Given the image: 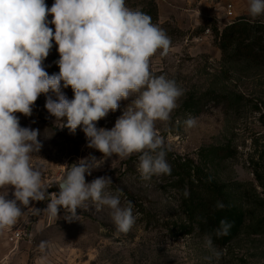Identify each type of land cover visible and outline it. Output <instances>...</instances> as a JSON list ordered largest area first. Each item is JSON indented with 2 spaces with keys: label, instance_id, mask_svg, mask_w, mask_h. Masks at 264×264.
<instances>
[{
  "label": "rangeland",
  "instance_id": "obj_1",
  "mask_svg": "<svg viewBox=\"0 0 264 264\" xmlns=\"http://www.w3.org/2000/svg\"><path fill=\"white\" fill-rule=\"evenodd\" d=\"M149 1L125 0V4L134 10H149ZM45 3L51 7L54 0ZM242 17L252 18L249 14ZM208 20L182 29L159 15L152 20L172 44L166 56L158 50L151 57L150 71L174 79L184 90L170 119L156 121L166 142L170 175L144 181L138 171V154L126 159L104 158L87 146L81 128L75 133L59 128L62 122L45 108L47 96L57 99L51 91L38 97L31 116L16 113L22 127L39 130L42 147L31 155L30 163L42 170L44 183L53 185L49 193L59 191L55 184L72 164L94 156L103 161L91 175L85 174L86 182L110 177L112 184L106 191L116 194L121 190V206L131 201L136 221L127 234L117 235L106 206L97 210L88 202L86 208L77 210L79 220L69 222L63 208L58 217H50L43 211L47 200L31 201L29 207L41 212L29 213L0 236V264H38L41 255H46V264H264L260 222L264 218V64L223 57L213 26L222 29L226 25L214 18L206 28ZM52 43L43 61L49 75L59 73L55 63L59 53ZM61 91L70 100L74 97L71 87L62 86ZM134 99L121 100L119 108L99 120L97 127L113 128ZM190 116L197 119V125L187 129L184 121ZM196 174L219 185L229 204L244 214L245 227L236 237L224 245L213 241L216 249L226 250L219 261L206 259L211 252L198 224L200 214L191 213L190 201L184 196ZM12 191L9 188L8 199L13 198ZM17 230L22 233L13 240ZM41 241L52 245L45 254L38 249Z\"/></svg>",
  "mask_w": 264,
  "mask_h": 264
},
{
  "label": "clouds",
  "instance_id": "obj_2",
  "mask_svg": "<svg viewBox=\"0 0 264 264\" xmlns=\"http://www.w3.org/2000/svg\"><path fill=\"white\" fill-rule=\"evenodd\" d=\"M248 13L252 18L264 15V0H248ZM53 41L59 53L55 62L59 73L49 75L43 61ZM171 44L148 14L127 7L125 0H54L51 7L45 0H0V231L29 213L39 214L41 210L29 207L30 202L45 200L44 212L58 217L63 208L69 222L79 220L77 210L86 208L88 202L97 210L106 206L117 235L131 230L136 221L134 205L129 201L121 206V190L116 194L106 191L111 178L86 182L85 174L91 175L103 159H80L55 184L59 191L48 192L53 185L44 183L42 170L30 163L31 155L42 147L39 130L22 127L16 113L31 116L38 97L51 91L57 99L47 96L45 108L62 122L59 128L72 133L81 128L87 146L104 158L138 154V171L144 181L170 175L166 142L156 121L170 119L184 90L174 79L153 74L150 59L158 50L166 56ZM62 86L71 87V100ZM130 96L135 99L113 128L97 127L99 120ZM184 125L194 128L197 119L190 116ZM9 188L13 189L11 199L7 198ZM184 196H189L187 189ZM216 207L225 205L218 201ZM230 228L227 220H221L215 235L225 236ZM204 242L211 252L206 259L219 261L226 250L216 249L211 235H205ZM51 247L49 241L38 245L42 254ZM46 259L41 255L38 264H46Z\"/></svg>",
  "mask_w": 264,
  "mask_h": 264
},
{
  "label": "trees",
  "instance_id": "obj_3",
  "mask_svg": "<svg viewBox=\"0 0 264 264\" xmlns=\"http://www.w3.org/2000/svg\"><path fill=\"white\" fill-rule=\"evenodd\" d=\"M150 9L142 7L141 11L157 20L159 15L156 0L148 2ZM264 17V15H262ZM214 22L210 18L206 24ZM219 47L223 57L233 60H246L249 62L264 64V20H256L249 17H240L224 28L213 26ZM194 183L189 191L188 199L191 213H199V227L206 235H211L214 242L224 245L237 236L245 227V218L241 210L231 206L222 191V188L214 181L205 180L196 174ZM222 202L225 207L219 209L217 202ZM221 220H227L231 224L227 235L217 237L215 230ZM261 229H264V218L260 221Z\"/></svg>",
  "mask_w": 264,
  "mask_h": 264
},
{
  "label": "crops",
  "instance_id": "obj_4",
  "mask_svg": "<svg viewBox=\"0 0 264 264\" xmlns=\"http://www.w3.org/2000/svg\"><path fill=\"white\" fill-rule=\"evenodd\" d=\"M159 19L173 21L178 28H194L209 18L227 25L248 15V0H156ZM7 231H0L5 236Z\"/></svg>",
  "mask_w": 264,
  "mask_h": 264
},
{
  "label": "built area",
  "instance_id": "obj_5",
  "mask_svg": "<svg viewBox=\"0 0 264 264\" xmlns=\"http://www.w3.org/2000/svg\"><path fill=\"white\" fill-rule=\"evenodd\" d=\"M209 32V29L207 30V33ZM21 231L20 230H17L15 233H14V235H13V240L14 239H17V238H19V236L21 235Z\"/></svg>",
  "mask_w": 264,
  "mask_h": 264
}]
</instances>
